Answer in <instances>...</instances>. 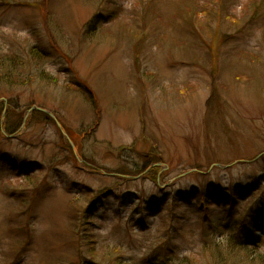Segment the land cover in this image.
<instances>
[{
  "label": "rangeland",
  "instance_id": "rangeland-1",
  "mask_svg": "<svg viewBox=\"0 0 264 264\" xmlns=\"http://www.w3.org/2000/svg\"><path fill=\"white\" fill-rule=\"evenodd\" d=\"M0 53V264H172L264 210V0H0Z\"/></svg>",
  "mask_w": 264,
  "mask_h": 264
},
{
  "label": "trees",
  "instance_id": "trees-1",
  "mask_svg": "<svg viewBox=\"0 0 264 264\" xmlns=\"http://www.w3.org/2000/svg\"><path fill=\"white\" fill-rule=\"evenodd\" d=\"M32 56L39 61H45L46 56L37 49L31 50ZM2 54V53H0ZM17 56L12 54L0 55V83L9 86L25 87L34 83L31 74L27 71V64H23ZM12 63V64H10ZM36 78L42 81V78H48L45 73H38ZM192 193L194 195L195 191ZM216 195L219 194L216 192ZM215 197L212 190L202 194V205L200 212L204 213L205 219L210 222L212 218L208 214L211 206H218L223 203L219 197ZM189 200L188 198H185ZM190 201V200H189ZM226 206L231 203L225 202ZM231 207H234L231 204ZM232 212L230 211L229 214ZM246 213V212H245ZM244 215V214H243ZM177 217V216H176ZM90 218V217H88ZM91 219V218H90ZM232 221V219H231ZM220 223L217 222V229L221 231L218 235L220 241L206 242L196 253L183 258L176 257L174 261L170 260L172 264H264V236L257 237L256 233L264 230V210L261 207L251 206L243 218L236 219L233 222ZM83 222V220H82ZM206 223V222H204ZM85 224L79 226V233L82 239L87 240L89 243L94 241L90 237V233H82L81 229ZM86 237V238H84ZM213 238V239H215ZM89 239V240H88ZM93 252V248L90 250ZM118 250H108L103 253L102 258L104 263L107 264H123L122 260L117 257ZM96 253H92L94 259Z\"/></svg>",
  "mask_w": 264,
  "mask_h": 264
},
{
  "label": "water",
  "instance_id": "water-1",
  "mask_svg": "<svg viewBox=\"0 0 264 264\" xmlns=\"http://www.w3.org/2000/svg\"><path fill=\"white\" fill-rule=\"evenodd\" d=\"M33 110H34V109H32L31 111H33ZM31 111H30V112H31ZM39 111H41V112H43V113L48 114L49 116H51V118H53V120L56 121L58 127L60 128L59 130H61L62 133H63V135H64L67 139H69L68 136L66 135V133L64 132V130H62L63 128L61 127V125L57 122V120L55 119V117H54L52 114H50V113H48V111L46 112V111H44V110H39ZM30 112H29V113H30ZM29 113L27 114V117H28ZM27 117H26V119H27ZM69 142H70V144H71V146H72V148H73V152H74V154L77 156V152H76V149H75V147H74L72 141L69 140ZM77 158H78V156H77ZM185 175H186V174H184L183 176H185Z\"/></svg>",
  "mask_w": 264,
  "mask_h": 264
}]
</instances>
